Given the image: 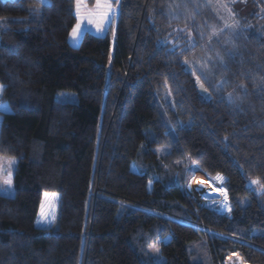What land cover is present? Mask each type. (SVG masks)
I'll return each mask as SVG.
<instances>
[{
	"label": "trees",
	"instance_id": "1",
	"mask_svg": "<svg viewBox=\"0 0 264 264\" xmlns=\"http://www.w3.org/2000/svg\"><path fill=\"white\" fill-rule=\"evenodd\" d=\"M246 4L224 23L205 0H120L75 48L76 0H0V156L18 160L0 264H155L154 245L162 264H264V0ZM198 170L229 216L188 190Z\"/></svg>",
	"mask_w": 264,
	"mask_h": 264
},
{
	"label": "rangeland",
	"instance_id": "2",
	"mask_svg": "<svg viewBox=\"0 0 264 264\" xmlns=\"http://www.w3.org/2000/svg\"><path fill=\"white\" fill-rule=\"evenodd\" d=\"M42 1V0H41ZM120 1V0H119ZM206 2L210 3L213 10H215L216 14L218 15L219 20H223L224 23L229 20L230 13H235L234 10H239L240 13L237 16L244 15L245 18H248L252 12V8L250 7V4H246L247 0H205ZM82 4L85 5L88 9H94L97 0H81ZM112 3L115 5L116 0H112ZM249 7H246V6ZM119 10V8H118ZM118 10H117V15H118ZM236 14V13H235ZM117 15L112 19L111 23H105L102 25L104 31H98L96 26L93 24H89L87 22V19H85L84 23L82 24V29H81V35L79 36L78 40H73V38L69 37V42L71 46L73 47H79L81 44V41L86 33H91L95 36H105L110 28L111 25L116 24V19ZM248 15V16H247ZM235 26V25H234ZM233 28V27H232ZM235 29V28H233ZM1 93V91H0ZM167 99L170 100V95H167ZM56 100L59 102H65V103H70V104H75L78 103V97L77 94L74 92H68V91H60L56 94ZM2 117L0 115V126H1V121ZM165 150L164 148H161L160 151ZM8 159H15L18 163V160L16 158H10V157H4L0 156V160H8ZM192 164V163H191ZM17 164L12 171V179L14 178V173L16 170ZM196 173V174H195ZM8 175V169L4 168L3 171H0V182H2L3 179L7 178ZM200 181H203L204 184L201 185ZM225 189L223 187H218L214 185L212 182L206 179V177L201 174L200 170L198 172H191L188 173V190L194 193L197 197L200 198L202 202V206L213 208V209H218L221 213L225 215H230L231 211H228L227 208L225 207V195L222 194L219 189ZM213 189V190H212ZM226 190V189H225ZM0 194L5 195V196H13L15 195V189H14V181L11 186L10 190H6L2 184H0ZM46 194L47 197L46 198ZM98 194V189L95 190L93 196ZM55 197V199H51L52 197ZM226 196H227V205L228 207L231 208L229 204V198L228 194L226 191ZM58 202H59V195L56 193H45L43 194L42 201H41V206H40V211L39 215L37 217V226L39 227H44V228H50L53 224V222L56 219L57 216V207H58ZM44 211L48 213L49 211L51 212L52 215L55 216V219L49 224L47 222H44L42 220V217L40 215L41 211ZM204 245H207V243L204 241ZM156 249L159 250L158 245H154L151 248V255L155 261V264H162L165 262V259L162 257L160 254V251H156ZM230 264H240V262L236 260L229 261Z\"/></svg>",
	"mask_w": 264,
	"mask_h": 264
},
{
	"label": "snow or ice",
	"instance_id": "3",
	"mask_svg": "<svg viewBox=\"0 0 264 264\" xmlns=\"http://www.w3.org/2000/svg\"><path fill=\"white\" fill-rule=\"evenodd\" d=\"M42 3L48 4L49 0H42ZM118 7H119V0H116L115 5L112 3V0H97L94 9H88L85 5L82 4L81 0H76L75 12L77 15L78 22L73 26L71 30V37L73 38V40L74 41L78 40L79 36L81 35L82 24L84 23L85 19H87V22L89 24L95 25L98 31L101 32L104 31L102 25H104L105 23L112 22V19L117 15ZM193 74H195L194 71ZM199 81H200V77L196 76V82L199 83ZM2 90H3V86H0V91ZM16 164L17 161L15 159L0 160V171H3L4 168L8 169L7 178L3 179L2 182H0V184H2V186H4L6 190H10L13 184L12 171L14 170ZM252 183L256 185H260L261 182L259 180H256L253 181ZM200 184L203 185L204 182L200 181ZM219 191L225 195V207L227 208L228 211H231V208L228 207L227 205L226 190L221 188L219 189ZM260 191L262 194H264V186L261 187ZM46 198H48L47 194H46ZM51 199L54 200L55 197L53 196ZM40 215L42 217V220L49 224L55 219V216L52 215L50 211L46 213L42 210ZM156 251L159 250L156 249ZM233 256H236L240 264H244L243 258L240 257L238 253L229 254L227 259L231 261Z\"/></svg>",
	"mask_w": 264,
	"mask_h": 264
},
{
	"label": "crops",
	"instance_id": "4",
	"mask_svg": "<svg viewBox=\"0 0 264 264\" xmlns=\"http://www.w3.org/2000/svg\"><path fill=\"white\" fill-rule=\"evenodd\" d=\"M227 194H228V193H227ZM236 259H237L236 256H233V257H232V260H236ZM232 260H231V261H232ZM226 264H230V263H229V260H227Z\"/></svg>",
	"mask_w": 264,
	"mask_h": 264
},
{
	"label": "water",
	"instance_id": "5",
	"mask_svg": "<svg viewBox=\"0 0 264 264\" xmlns=\"http://www.w3.org/2000/svg\"><path fill=\"white\" fill-rule=\"evenodd\" d=\"M200 88H201L202 93L204 94L205 93L204 87L203 86L201 87L200 85Z\"/></svg>",
	"mask_w": 264,
	"mask_h": 264
}]
</instances>
